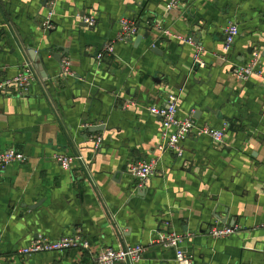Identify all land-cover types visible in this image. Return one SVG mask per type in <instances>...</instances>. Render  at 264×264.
I'll use <instances>...</instances> for the list:
<instances>
[{
	"label": "crops",
	"instance_id": "0c3cea01",
	"mask_svg": "<svg viewBox=\"0 0 264 264\" xmlns=\"http://www.w3.org/2000/svg\"><path fill=\"white\" fill-rule=\"evenodd\" d=\"M169 1L0 0V81L25 63L37 77L28 93L0 92V149L27 156L0 169V264H98L93 254L137 244L138 261L114 264H175L173 248L151 243L155 231L178 233L193 264H264V81L233 72L264 51V0ZM121 17L140 27L128 41L116 39ZM230 23L239 34L224 53ZM190 35L194 45L184 42ZM108 41L114 53L98 61ZM195 46L204 67L193 63ZM66 58L69 73L60 75ZM167 94L178 96L179 118L226 124L224 144L191 135L181 157L161 149V122L149 107ZM94 125L102 129L88 132ZM58 152L81 153L89 169H63ZM151 158L158 172L138 188L128 166ZM222 219L237 231L212 238L208 228ZM71 234L89 241V251H19L39 236Z\"/></svg>",
	"mask_w": 264,
	"mask_h": 264
},
{
	"label": "built area",
	"instance_id": "2783aa9c",
	"mask_svg": "<svg viewBox=\"0 0 264 264\" xmlns=\"http://www.w3.org/2000/svg\"><path fill=\"white\" fill-rule=\"evenodd\" d=\"M181 3V0H170L168 7L174 8ZM55 3H51L46 14L41 20V27L48 30L52 27L51 19L54 13ZM81 20L88 26H93L96 19L93 16H82ZM119 32L116 39L119 41L129 40L139 33V24L133 22L125 17L118 20ZM239 30L236 23H230L224 30V41L222 51L227 53L235 42ZM185 43L194 45L193 36H188ZM196 51L193 57V63L197 67H204V62L201 60V48L195 46ZM114 53V42H105L102 48L95 53V58L101 61L104 54ZM70 61L66 58L62 61L60 75L68 74ZM234 75L240 80L247 81L252 77H256L264 81V69L261 65V55L254 53L250 59L242 65L233 67ZM36 72L34 66L25 63L15 76L0 81V92H16L18 95L28 93L32 84L36 81ZM178 110V96L176 94H167L164 101L160 105H153L149 107V111L157 115L161 122L162 136L165 140L161 149L174 152L177 156L183 155L182 142L188 136H207L215 143L216 146L224 144L227 132V125L216 128L209 125H198L192 116L186 118H179L177 116ZM95 145L101 143V138H91ZM27 156L20 150L10 147L0 149V169L6 168L13 162H25ZM55 161L65 170L72 169L74 164L84 168L85 171L89 169V164L81 153L65 154L56 153L54 155ZM158 172L157 160H139L132 162L128 166V174L135 180L138 188H143L147 180L156 175ZM264 227V224H262ZM238 227L236 225H216L208 228V235L212 238H223L234 234ZM152 244H157L166 248L174 249L175 264H193L191 255L186 252L182 246V238L176 232H157L155 231L151 239ZM90 243L79 234L63 235L57 239H49L39 236L31 241L26 246H23L19 251L21 255L28 256L30 254H37L42 252L68 250L71 248H80L81 250L89 251ZM144 247L141 244L133 246H124L117 249L105 248L98 254H93V259L98 264H114L117 262L135 263L138 261Z\"/></svg>",
	"mask_w": 264,
	"mask_h": 264
},
{
	"label": "water",
	"instance_id": "95a60500",
	"mask_svg": "<svg viewBox=\"0 0 264 264\" xmlns=\"http://www.w3.org/2000/svg\"><path fill=\"white\" fill-rule=\"evenodd\" d=\"M87 25V24H86ZM146 37L147 36V34H145V35H139L138 37H137V39H136V42H138L142 37ZM196 43H198L199 44V41L196 39ZM252 51H253V48H250V49H248L247 50V53L248 54H251L252 53ZM29 53H30V55H31V57H33L34 59H35V62H34V65H35V67L41 72V74L44 76V75H46L45 73H44V70H43V68H42V58H41V56L40 55H38V54H36V51L35 50H32V49H30L29 50ZM262 57H264V51H262L261 52V54H260ZM61 56V55H60ZM62 57V56H61ZM229 121V120H228ZM100 129H102V126H96V125H94V126H91V127H89L88 128V132H90V133H94V132H96V131H98V130H100ZM84 138H86V136H84ZM223 223H225V225H229V224H226L227 222H226V219L225 220H221Z\"/></svg>",
	"mask_w": 264,
	"mask_h": 264
}]
</instances>
